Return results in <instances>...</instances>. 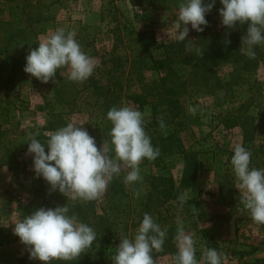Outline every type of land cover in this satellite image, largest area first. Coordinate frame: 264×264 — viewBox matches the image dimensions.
Returning <instances> with one entry per match:
<instances>
[{"label": "trees", "instance_id": "trees-1", "mask_svg": "<svg viewBox=\"0 0 264 264\" xmlns=\"http://www.w3.org/2000/svg\"><path fill=\"white\" fill-rule=\"evenodd\" d=\"M5 1L8 8L5 10L0 7V54L8 55L11 61L5 63L0 59V127L14 125L18 114L29 110V104L19 94L26 75V56L30 49L38 47L39 35L46 32V23L55 20L54 8L60 5V0ZM168 1L177 9L182 2L163 0V4ZM134 3L136 1L132 2L133 5ZM204 3L210 4L212 0H204ZM222 7L220 0H215L212 10L219 12ZM128 18L131 22V17ZM137 18L138 14H135L134 19ZM247 29L248 24H237L234 28L223 26L216 31L204 27L202 32L195 33L192 40L162 45L153 31L144 29L131 32L128 36L131 58L129 62L122 58L114 61L115 68L111 70L113 73H108L106 84L94 78H89L86 82H72L65 75L66 68L59 69L48 83H44L52 90L56 102L44 106V111H47L50 118V131L65 127L72 114L88 112L89 119L95 124L91 123L87 131L95 138L97 146L102 147L103 142L110 139L112 128L107 113L113 107L120 108L121 100L127 96L139 111H149V118L144 121V130L151 138L152 146L158 148L160 153L155 160H142L139 165L141 181L126 185L124 177L127 173L114 176L103 200L99 197L93 201H73L58 190L52 191L50 187L46 191L43 186L48 184L40 179L41 183L36 185V191L41 196L45 194L44 208L54 209L67 205L68 215L75 216L79 222L92 227L96 234L91 247L78 257L71 261L57 260L53 264H104L100 249L120 244V240L127 238L129 230L140 224L145 213L151 215L160 227L167 223L168 219L162 213L163 207L178 199V190L172 176L167 175L170 169L165 156H183L179 186L182 191H192L195 188L200 170L214 174L215 179L223 184L231 181L233 171L230 162L234 153L221 161L213 151L186 149L182 133L191 124H198L202 119L192 106L189 107L191 100L217 95L225 86H237L241 92L242 87L247 85L248 88L243 89L240 95L247 93V97L235 111L224 116L222 123L227 130L237 127L243 130L245 148H248L246 143L260 141L254 151V160L261 156L264 163V101L256 94L262 89L264 91V88L258 81L248 80L260 67L264 68V44L254 48V57L242 53V37L247 34ZM75 39L80 42L79 36H75ZM189 42L193 44L189 46ZM87 47L83 45L82 51L86 53ZM157 50L160 53H156ZM88 55L94 58L97 53ZM126 62L131 66L128 72L125 71ZM226 65L232 68L229 81H224L216 72ZM145 73L159 76L147 82ZM160 120L165 123V130L159 128ZM13 154L12 156L9 151L8 159H3L2 162L13 167L17 174H22L25 164L19 160L18 155ZM187 203L200 211L201 204L198 201L189 200ZM31 213L28 207L25 217ZM137 215L141 217L139 222H135ZM165 230L168 235L171 234V240L165 237L164 244L169 241L175 246L174 227L169 226ZM201 233L200 243H195V247H200L203 241L206 251L214 248L219 252V245L209 232L203 230ZM204 253L203 250L195 251L196 259L202 262ZM20 264L42 262L31 260L26 250ZM256 264H264V257L257 259Z\"/></svg>", "mask_w": 264, "mask_h": 264}, {"label": "rangeland", "instance_id": "rangeland-1", "mask_svg": "<svg viewBox=\"0 0 264 264\" xmlns=\"http://www.w3.org/2000/svg\"><path fill=\"white\" fill-rule=\"evenodd\" d=\"M133 1H136L134 5ZM150 1L152 0H60V5L54 8L55 20L45 24L46 32L38 38L41 41V38L57 28H63L66 32L74 31L76 36L80 37V47L88 46L87 55L97 53L94 57L97 66L90 78L106 84L108 73H113L111 70L115 68L116 62L120 58L129 62L131 58V49L128 47V36L131 32L144 29L153 31L160 45L179 41L178 33L172 28L179 9L173 6L171 1L166 4H163V0H154L152 3ZM0 7L6 10L7 1L0 0ZM135 14H138L137 19H134ZM207 15L208 23L201 27L213 31L222 29V18L218 11L211 10ZM128 17H131V22ZM188 27L189 35L186 40H192L198 31L192 30L191 25ZM156 53H160V50ZM0 59L5 63L11 61V58L5 54H0ZM127 62L126 72L131 67ZM64 72L68 75L67 68ZM216 72L224 81H229L232 68L226 65L218 68ZM253 74L248 80L258 81L264 88V68L260 67ZM158 76L145 73L144 78L150 82ZM247 88V85L242 87L241 92ZM19 90L20 97L29 104V110L19 113L14 125L0 127V264L21 263L26 249L14 235L13 224L24 219L28 207L31 212L44 208L45 194L41 196L36 191V185L41 183V180L36 178L33 171V157L27 154V144L33 137L43 143L49 133L55 132L48 129L50 118L47 111H44L46 104L56 103L52 90L27 73ZM221 91L217 95L190 101L189 107L192 106L202 119L198 124H191L182 136L186 149L200 152L210 150L218 154L219 160L225 161L231 153H234L237 144L244 145V136L243 130L239 127L227 130L222 120L240 106L247 93L240 96V88L237 86L232 88L225 86ZM256 94L264 101L263 89ZM120 104L121 107L127 106L139 110L127 96ZM140 112L144 114V121H147L149 111L145 109ZM87 113L72 114L68 123L83 126L87 130L91 127V123L95 124L91 122ZM259 144L260 141H255L253 144L246 143L248 147L246 149L251 153L250 167L264 168L261 156L254 160V151ZM9 151L12 152V156L14 152L19 160L24 162L25 168L22 174H17L13 167L2 162L3 159H8ZM165 159L170 169L167 175L172 176L175 182L178 199L163 207L162 213L168 220L161 226L162 230L168 229L169 226L174 227L175 240L177 219H179L186 234L190 235L196 244L200 243L201 232L207 230L219 245L218 253L221 255L222 264H256L257 259L264 257V225L255 223L249 211L241 203L240 192L235 188L233 172L231 181L223 184L215 179L214 174L200 170L195 188L192 191H182L179 186L183 171V156L170 155L165 156ZM128 171L129 169L122 166L120 173ZM49 187V185L43 186L46 191ZM103 196L104 194L100 196L101 200ZM181 197L184 200L183 204ZM189 200L198 201L201 204L200 211H196L193 205L189 206L187 203ZM140 220V215H137L135 222ZM139 225L129 230L127 238L134 239ZM166 237L171 240V234L166 233ZM169 241L163 245L162 250L153 251L155 263L175 264L178 250L176 244L172 246ZM201 244L200 247H195V251L206 252L203 241ZM118 247L119 244L100 249L104 264H112V257ZM201 264L204 262L202 261Z\"/></svg>", "mask_w": 264, "mask_h": 264}, {"label": "clouds", "instance_id": "clouds-1", "mask_svg": "<svg viewBox=\"0 0 264 264\" xmlns=\"http://www.w3.org/2000/svg\"><path fill=\"white\" fill-rule=\"evenodd\" d=\"M220 3L223 5L219 11L223 26L234 28L237 24H248L240 51L254 57V48L264 44V0H220ZM214 5L215 0L207 5L204 0H182L177 19L172 24L178 33L177 39L185 42L189 35L188 25L192 30L202 32L201 26L208 23L206 14ZM75 36L74 31L66 32L63 28L50 31L41 38L38 47L30 49L25 73L48 83L59 69L67 68L70 81H86L97 64L82 51ZM107 119L112 128L110 139L105 140L102 147L97 146L95 138L83 126L74 123L49 133L43 143L33 137L27 144V154L33 157L36 178L43 179L52 191L58 190L73 201L98 199L106 192L113 177L120 174L122 166L129 169L124 177L126 185L141 181L140 162L155 160L160 155L144 130V114L127 106L113 107L108 111ZM159 128L166 129L163 120L159 121ZM250 162L251 153L237 144L230 162L235 188L252 220L264 225V168L250 167ZM183 202L181 197V204ZM68 213L67 205L54 209L41 207L13 224V233L25 246L31 260L42 264L71 261L91 247L96 238L93 228ZM177 225L175 264H201L195 256V241L186 234L179 219ZM165 237L166 230L145 213L134 239L120 240L112 264H155L152 253L162 250ZM201 260L204 264H222L221 255L214 248L208 249Z\"/></svg>", "mask_w": 264, "mask_h": 264}]
</instances>
